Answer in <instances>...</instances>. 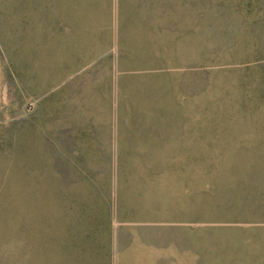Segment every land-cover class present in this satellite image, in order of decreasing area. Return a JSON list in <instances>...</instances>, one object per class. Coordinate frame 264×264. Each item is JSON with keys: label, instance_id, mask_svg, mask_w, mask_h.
<instances>
[{"label": "rangeland", "instance_id": "rangeland-1", "mask_svg": "<svg viewBox=\"0 0 264 264\" xmlns=\"http://www.w3.org/2000/svg\"><path fill=\"white\" fill-rule=\"evenodd\" d=\"M0 264H264V0H0Z\"/></svg>", "mask_w": 264, "mask_h": 264}]
</instances>
